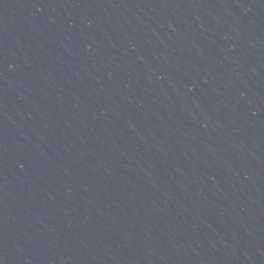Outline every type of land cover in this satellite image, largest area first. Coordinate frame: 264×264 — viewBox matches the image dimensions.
Here are the masks:
<instances>
[{"label": "water", "instance_id": "water-1", "mask_svg": "<svg viewBox=\"0 0 264 264\" xmlns=\"http://www.w3.org/2000/svg\"><path fill=\"white\" fill-rule=\"evenodd\" d=\"M0 264H264V0H0Z\"/></svg>", "mask_w": 264, "mask_h": 264}]
</instances>
